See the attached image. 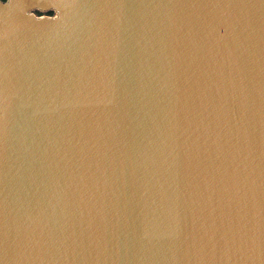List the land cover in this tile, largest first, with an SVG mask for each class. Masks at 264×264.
<instances>
[{"label":"water","instance_id":"1","mask_svg":"<svg viewBox=\"0 0 264 264\" xmlns=\"http://www.w3.org/2000/svg\"><path fill=\"white\" fill-rule=\"evenodd\" d=\"M0 264H264V0H0Z\"/></svg>","mask_w":264,"mask_h":264},{"label":"trees","instance_id":"2","mask_svg":"<svg viewBox=\"0 0 264 264\" xmlns=\"http://www.w3.org/2000/svg\"><path fill=\"white\" fill-rule=\"evenodd\" d=\"M2 1H5V0H2ZM38 15H41L40 13H38ZM49 16H51V15H53V13H50V14H48Z\"/></svg>","mask_w":264,"mask_h":264}]
</instances>
